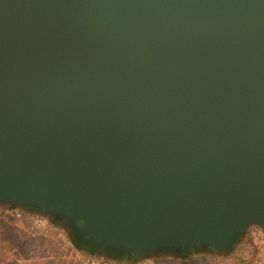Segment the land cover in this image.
Listing matches in <instances>:
<instances>
[{
	"label": "water",
	"instance_id": "water-1",
	"mask_svg": "<svg viewBox=\"0 0 264 264\" xmlns=\"http://www.w3.org/2000/svg\"><path fill=\"white\" fill-rule=\"evenodd\" d=\"M99 250L264 230V0H0V204Z\"/></svg>",
	"mask_w": 264,
	"mask_h": 264
},
{
	"label": "rangeland",
	"instance_id": "rangeland-1",
	"mask_svg": "<svg viewBox=\"0 0 264 264\" xmlns=\"http://www.w3.org/2000/svg\"><path fill=\"white\" fill-rule=\"evenodd\" d=\"M12 207L18 209L20 217L9 214ZM81 231L78 222L38 219L32 210L2 203L0 264H264V230L256 223L248 224L226 251L189 248L186 253L168 250L139 256L109 252L116 259L105 257L106 251L98 248L96 256L87 243L81 246L79 240L87 241Z\"/></svg>",
	"mask_w": 264,
	"mask_h": 264
},
{
	"label": "trees",
	"instance_id": "trees-1",
	"mask_svg": "<svg viewBox=\"0 0 264 264\" xmlns=\"http://www.w3.org/2000/svg\"><path fill=\"white\" fill-rule=\"evenodd\" d=\"M80 242V245L82 246L83 245V243L85 244V243H87L86 245H88L89 246V248L92 250V252L96 255V256H98L99 254L97 253V251H96V246L95 245H93V244H90L88 241H86V242H82V240H79ZM88 248V249H89ZM191 250H193V249H191ZM105 251H106V254H105V257H108V258H110L111 256L113 257V258H111V259H116L115 257L116 256H113L112 254L110 255V253L109 252H113L114 250H112V249H110V248H107V249H105ZM187 251L184 249V250H182V253H186ZM114 253H116V252H114ZM121 253H123V252H121ZM119 256H120V258H124V259H127L126 258V255H124V254H118Z\"/></svg>",
	"mask_w": 264,
	"mask_h": 264
},
{
	"label": "built area",
	"instance_id": "built-area-1",
	"mask_svg": "<svg viewBox=\"0 0 264 264\" xmlns=\"http://www.w3.org/2000/svg\"><path fill=\"white\" fill-rule=\"evenodd\" d=\"M9 214H10L12 217H20L19 211H18V209H17L16 207H12V208L10 209ZM35 215H36V217H37L38 219H42V218H44V216H42V215L39 214V213H35ZM36 221H37V220H36Z\"/></svg>",
	"mask_w": 264,
	"mask_h": 264
}]
</instances>
